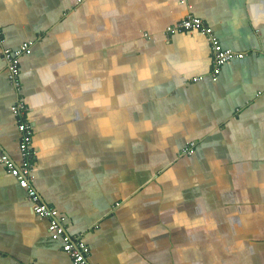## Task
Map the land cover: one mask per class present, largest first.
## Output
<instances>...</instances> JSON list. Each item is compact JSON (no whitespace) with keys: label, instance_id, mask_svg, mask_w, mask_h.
Returning a JSON list of instances; mask_svg holds the SVG:
<instances>
[{"label":"crops","instance_id":"0c3cea01","mask_svg":"<svg viewBox=\"0 0 264 264\" xmlns=\"http://www.w3.org/2000/svg\"><path fill=\"white\" fill-rule=\"evenodd\" d=\"M188 13L245 54L216 79L206 35L165 33ZM0 23V153L22 163L19 97L92 264H264V0H0ZM28 40L18 94L1 54ZM49 222L0 162V264H74Z\"/></svg>","mask_w":264,"mask_h":264},{"label":"built area","instance_id":"2783aa9c","mask_svg":"<svg viewBox=\"0 0 264 264\" xmlns=\"http://www.w3.org/2000/svg\"><path fill=\"white\" fill-rule=\"evenodd\" d=\"M181 2L185 3L186 0H181ZM192 30L203 33L210 41L212 59V71L210 74L214 79L218 78L224 64L234 58H243L245 55L243 52H237L231 48H224L220 39L206 21L193 13H188L183 19L167 26L165 33L170 37L171 34L177 32ZM0 43H5L1 23ZM33 43V40H28L16 49L4 47L1 54L2 59L7 64L8 79L18 94L22 88L20 58L32 52ZM194 79L198 80L201 79V77H196ZM12 110L18 117V129L20 134L19 148L23 160L22 163L18 165L7 155L0 153V162L5 165L8 173L13 175L18 180L19 184L26 190L27 198L33 204L36 213L49 219L48 228L52 238L62 241L64 251L70 256L74 264H92L89 260L90 247L86 241L78 235H72L67 232L63 222L64 218L59 216L56 209L43 202L33 184V160L35 159L36 151L32 145L33 127L26 117L27 111L29 110L28 106L18 97V100L12 106ZM193 147L194 143H191L184 148L182 153L185 155L192 154Z\"/></svg>","mask_w":264,"mask_h":264},{"label":"trees","instance_id":"16d2710c","mask_svg":"<svg viewBox=\"0 0 264 264\" xmlns=\"http://www.w3.org/2000/svg\"><path fill=\"white\" fill-rule=\"evenodd\" d=\"M34 161V160H33Z\"/></svg>","mask_w":264,"mask_h":264}]
</instances>
